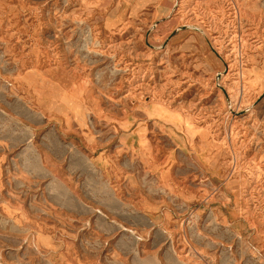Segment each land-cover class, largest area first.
I'll return each mask as SVG.
<instances>
[{"label":"rangeland","instance_id":"374dc122","mask_svg":"<svg viewBox=\"0 0 264 264\" xmlns=\"http://www.w3.org/2000/svg\"><path fill=\"white\" fill-rule=\"evenodd\" d=\"M0 126V264H264V0H0Z\"/></svg>","mask_w":264,"mask_h":264},{"label":"crops","instance_id":"0c3cea01","mask_svg":"<svg viewBox=\"0 0 264 264\" xmlns=\"http://www.w3.org/2000/svg\"><path fill=\"white\" fill-rule=\"evenodd\" d=\"M29 124L33 125V122H30ZM24 126H25L24 128L27 129L28 134L33 135L34 134L33 131L38 130L35 127L40 126V121L38 120L36 126L33 125L32 128L26 125ZM2 129H3V126H0V209L6 216L10 215L12 217H15L17 216V212H13V210L18 209V207L21 208L22 204L25 201V198L22 194V189L19 190L18 187L12 186L11 179H10L11 176L13 178V174L17 175L18 177V176H21L22 173L20 172V170L17 172H14V171H11V169H12V164L17 162V159L19 158V155L16 154V151L22 144H24V138L26 136L21 137V134H16L13 136L10 135L8 138L7 136L8 132L7 131L3 132ZM168 130L169 128H167L166 126H157L155 127V131H154L155 133L153 132L154 135L152 136L149 135V138L150 139L155 138L157 135V132H160V133H163L169 136L170 131ZM139 134L140 133L137 132L136 136L138 137ZM28 137L29 136H27V140L29 139ZM87 140L88 139L84 138V144L82 145V148H81V152L84 155L82 153L81 154L85 157V160H88L89 157L91 156V161H92L91 163L98 169V171H99V168H102L105 170L106 166L110 165L113 162L111 158H113V155L116 152V148L114 146H111L110 144L111 142L109 141V143H105L106 144L104 146L105 148L102 151H98V145L96 144L94 148H90L92 144L87 142ZM167 140H168L167 141L168 147L164 149V151H162L160 155L162 164L160 166H157V165L152 166L151 168L152 170H150L155 175V178H157V180L158 179L161 180L162 182L164 180L169 182L170 180H172V178L170 177H175V178L178 177L177 171H176V169L178 168L177 163L182 159V156H181L182 151L180 150V147H179L180 144L177 143L176 141V140H179V138H177L176 134L173 135V138L169 137L167 138ZM34 161H35V156L32 155V162ZM39 162H40V158L38 157V160H37L38 165H39ZM105 163H107V165H105ZM174 168L176 169L174 170ZM81 176H85V173L81 172ZM109 179L112 180V188L109 187L108 190H115L118 186L117 184L120 181L119 177L116 174H111L109 175ZM66 187L68 188V185H66ZM70 188H71L70 192H72L71 194H73L72 185L70 186ZM68 203H69L68 200H66V206L69 205ZM160 208H161L160 206L155 208L154 206L147 205L143 208V211L145 214L154 215L155 211L159 210Z\"/></svg>","mask_w":264,"mask_h":264}]
</instances>
